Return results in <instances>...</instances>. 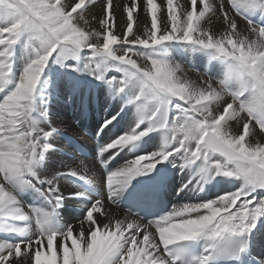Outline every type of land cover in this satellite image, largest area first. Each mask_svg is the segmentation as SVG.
<instances>
[{
	"label": "bare ground",
	"instance_id": "obj_1",
	"mask_svg": "<svg viewBox=\"0 0 264 264\" xmlns=\"http://www.w3.org/2000/svg\"><path fill=\"white\" fill-rule=\"evenodd\" d=\"M20 2L0 3V264H169L190 237L206 263L228 234L264 264V0H43L85 43L57 63ZM160 164L153 226L120 202Z\"/></svg>",
	"mask_w": 264,
	"mask_h": 264
},
{
	"label": "rangeland",
	"instance_id": "obj_2",
	"mask_svg": "<svg viewBox=\"0 0 264 264\" xmlns=\"http://www.w3.org/2000/svg\"><path fill=\"white\" fill-rule=\"evenodd\" d=\"M12 1L13 2H20V1L23 2L24 1L26 3V5H28V7H30V9L33 10V12L38 13L40 20L38 19L39 18L38 16L34 17V19H36L35 21L32 18H30V25L31 24L32 25H31V31H29V35L31 37H37V38H41V39H44L46 37L47 40L45 41V43L49 45L47 47L50 50V52H48L49 54L54 55L58 52L60 62L65 61V57H67V58L74 57V59H75L76 53H77L76 51H78L80 49V47L83 46L85 43H83L81 41L82 40L81 36L78 35L79 32H76L74 27H72L69 22L66 25L62 24V22L66 21L67 18L62 17V14H61V11L59 10V8H56L55 5H52L48 8H46L45 5L42 3L43 0H12ZM12 1L11 0H0V3H1V5H3L4 2H6L12 6V4H13ZM6 8H8V7H6ZM24 8H25L24 6H21L20 14L22 16L23 15L27 16L25 14V11L27 13L28 10L27 9L25 10ZM50 19L52 21L50 24H48V27L46 25L43 27L42 26L43 22H49ZM44 29L47 31V33L49 35H47V33ZM56 33H59V34H56ZM58 39H59V42H57ZM63 39H64V42L62 41ZM61 47H62V49H61ZM74 50H76V51L73 52ZM54 51H56V52H54ZM248 57L251 60L250 56H248ZM246 61L248 62V64L250 66H252L251 68L254 67L253 61H251L252 65L250 64V62L248 60H246ZM52 62H54V61L52 60ZM69 62L70 61H68L67 63H69ZM51 68H53V67H51ZM43 107H45V106H43ZM11 141H15V138H11ZM97 256H98L99 260H101L103 255H102V253H98ZM100 257H101V259H100ZM2 260H3V258L1 257L0 261H2Z\"/></svg>",
	"mask_w": 264,
	"mask_h": 264
}]
</instances>
